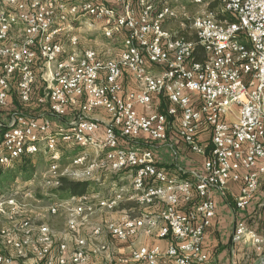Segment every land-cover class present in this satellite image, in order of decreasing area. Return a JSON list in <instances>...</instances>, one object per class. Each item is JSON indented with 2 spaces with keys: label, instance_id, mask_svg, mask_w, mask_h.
Masks as SVG:
<instances>
[{
  "label": "built area",
  "instance_id": "built-area-1",
  "mask_svg": "<svg viewBox=\"0 0 264 264\" xmlns=\"http://www.w3.org/2000/svg\"><path fill=\"white\" fill-rule=\"evenodd\" d=\"M183 1L197 6L191 23L197 40L164 27L179 17L168 1L0 0V109L10 106L16 91L24 108L40 112L37 117L16 109L0 117V165L44 153L54 178L80 180L96 166L131 175L127 192L97 200L91 194L70 198L64 207L72 231L79 217L97 207L113 210L126 199L143 209L163 205L157 213L139 209L94 228L92 238L106 232L131 242L141 234L168 244L134 245L114 264H210L204 241L218 213L214 192H222L230 181L239 183L236 207L244 209L264 174V0H217L222 17L209 9L215 0ZM77 19L102 23L107 37L123 33L120 55L104 58L94 48L75 49L77 36L69 40L71 51L57 41L62 23ZM198 44L204 61L195 60ZM127 71L138 89L124 87ZM38 74L48 82L42 90H37ZM155 95L167 99L164 111H138ZM97 109L109 115L102 136L101 123L93 117ZM69 112L74 113L69 125L54 128L53 119L62 120ZM173 118L179 121L182 142L205 156L203 169L190 179L170 174L155 161V143L165 141L175 149L169 141ZM206 130L211 132L209 153L199 139ZM143 136L151 140L146 148L137 145ZM63 143L101 147L104 155L81 172L77 167L85 155L70 157L65 165ZM3 204L19 205L10 197L0 198ZM61 206L50 207L51 213ZM33 224L25 220L0 229V245L14 253L11 257L0 250V264L24 258H31L29 264H88L86 238H77L71 248L56 240L49 225L41 224L36 232ZM232 241L250 242L264 252V237L243 220L235 223Z\"/></svg>",
  "mask_w": 264,
  "mask_h": 264
},
{
  "label": "crops",
  "instance_id": "crops-1",
  "mask_svg": "<svg viewBox=\"0 0 264 264\" xmlns=\"http://www.w3.org/2000/svg\"><path fill=\"white\" fill-rule=\"evenodd\" d=\"M217 1V0H215ZM219 3V1H217ZM174 8H176L178 11L184 13L187 15L190 13L193 9V7H196L194 4H187V3H181L179 5H172ZM216 9V8H215ZM188 16V15H187ZM100 23V22H99ZM102 24V23H100ZM121 34V36H124L123 33H117V35ZM57 41H58V36H57ZM123 44V43H122ZM122 49H118L117 55L119 56L121 53ZM101 56V55H100ZM105 58V56H102ZM122 82L124 84V87L126 89H138L139 86L136 82V80L131 76V74L127 71L124 72L122 76ZM167 99L164 96H154V99L152 103L149 106L141 107L138 106L137 109L141 113H153V112H161L164 111L167 107ZM34 112L32 114H35L37 117L40 116V112L38 110L33 109ZM76 108L74 107V112ZM94 118H97L100 123H101V130L99 132V136H102L104 131H105V126L109 123V115L107 112H105L102 109H97L95 111V114L93 115ZM74 118V113L69 112V114L62 120L58 119H53V126L54 128L60 127V126H68L69 123L73 120ZM178 119H171V124L169 125V141L174 144V146L178 145L180 147L187 146L185 143L182 142L181 138L178 135ZM200 142L205 144L206 146V140H209V134L207 131H203L200 133L199 136ZM139 146L146 148L151 145V140L147 138V136H143L139 140H137ZM211 143V142H210ZM63 163L66 164V160L70 158L68 155L69 153L73 154L74 150H77L79 148H85L83 146H77L72 148V146H68L67 144L63 143ZM154 155H155V161L157 162V165L161 169H166L170 174L176 175L178 177H183L190 179L192 172L196 170H201L203 169V165L205 162V156L203 155H196L191 157L190 155H186L183 153L180 155L177 154L176 150L171 147V145L168 142L162 141V142H157L154 145ZM188 147V146H187ZM211 145L207 147V153L210 152L211 150ZM101 148V147H98ZM182 150V148H180ZM102 152L103 149L101 148ZM183 151V150H182ZM73 157V156H71ZM49 160V158H48ZM50 162V161H49ZM69 163V161H68ZM97 171V177L98 174L99 178L96 182L91 181L90 179L87 178V180H90L92 182V186L90 188V193L91 196L94 197L95 200L97 199H105L106 195H103L101 193H105L104 187H107L109 185H114L117 187L113 188V191H119L124 189H127L129 191L130 189L132 190V178L131 175L127 172H119L116 173L118 177H114L113 179H109L108 175L105 174V171H109L108 167H101V169H96ZM47 172V171H46ZM125 176V177H124ZM80 179H86V178H80ZM119 184V185H118ZM130 185V186H129ZM129 187V188H128ZM116 189V190H114ZM215 193V199L217 202V209L218 213L217 216L215 217L212 227L207 231L206 236H205V248L206 250L211 253L213 250V253H215L214 259L215 263L213 264H255L254 260H250V262H246L244 259V250L243 246H235L236 243L232 241V235L233 231L235 228V221L236 219L242 220L245 217H250V215L256 210L257 203L264 201V174L261 179V184L259 189L257 190L256 195L253 197L249 205L247 206L246 209H238L236 207V200L240 194V184L236 183L234 181H230V183L227 185V187L221 192H214ZM112 192H109L108 196H112ZM107 196V197H108ZM60 198V197H59ZM109 198V197H108ZM59 200V199H58ZM79 200V197H78ZM75 201L74 204H78L79 201ZM70 201L69 199H64L62 200L60 198L59 202L61 203L62 207L61 208V214L66 217H69V213L67 212V209L64 207V204L68 203ZM134 203L137 205L135 201H128L127 199L123 202H121L118 206H116L112 212H115L117 214L116 217L118 218L119 216L123 215L124 213H128L133 211L132 207H130V204L134 205ZM163 205L161 203H156L151 206L145 207L143 210L148 211L149 213H157L159 210H161ZM60 209V208H59ZM59 211V210H58ZM141 211L138 210L137 213H140ZM253 215V214H252ZM113 218V219H114ZM111 219V220H113ZM110 221V220H109ZM78 227L79 234L73 235L69 234L66 235L65 237L63 235L61 236H56V240L59 243L62 242H68V245L73 248L76 245L77 238L82 237V229H81V217L78 219ZM80 224V225H79ZM232 225V226H231ZM53 227V226H52ZM51 227V230L56 233V231ZM93 232V231H92ZM91 233H86L87 235H84L83 238H86L87 236L90 238L88 241L89 243H86V250L89 253V260L88 264H114L115 260L123 254H128L132 247L135 246H152L159 244L163 248L167 247V242L166 240H161L156 237H145L144 235H138L131 239V242H120L117 240H114L112 242L113 245H107L105 242L102 243V240L104 241L105 239H109L108 237H111L108 233L104 232L102 235H100L98 238H92ZM73 233V232H72ZM63 236V237H62ZM59 238V239H58ZM91 241H96L98 245L92 244ZM238 244V243H237ZM242 244V243H241ZM103 246H105V250H102ZM102 247V248H101ZM264 258V257H263ZM31 261V258H24L20 259V264H29ZM15 264H18L15 261ZM211 264V263H210Z\"/></svg>",
  "mask_w": 264,
  "mask_h": 264
},
{
  "label": "rangeland",
  "instance_id": "rangeland-1",
  "mask_svg": "<svg viewBox=\"0 0 264 264\" xmlns=\"http://www.w3.org/2000/svg\"><path fill=\"white\" fill-rule=\"evenodd\" d=\"M162 1H168L171 5H179L181 3H184L183 0H162ZM221 6L217 5L216 9L221 12ZM198 9L196 7H193L192 11L185 15L184 13L179 11V17L175 20L167 21L164 25L166 29L169 32H172L174 35H179L180 30L185 28L187 26L186 20L189 19L188 26L190 29H188V35L192 36L195 32L191 27L192 23V17L197 14ZM62 31L59 32L58 35V41H62L65 46L71 51L74 49V47L70 46V38L72 36L78 37V42L76 44V48L78 50H84V49H95L99 52L101 56H105V58L110 57H118L117 51L118 49H123V39L124 36L114 35L107 37L104 33L103 25L100 24L98 21L94 20H88V19H77L76 21L68 20L66 22H63L62 25ZM16 31V30H15ZM41 74H38V82H37V90H42L45 85L48 83L46 80H43L41 77ZM15 91V90H14ZM16 91L13 93L10 106L0 109V117H5L11 114L14 110H20L23 108L20 100L16 98ZM26 110H23V112H26L27 114H32L34 110L31 107L24 108ZM35 113V112H34ZM35 115V114H32ZM36 116V115H35ZM209 134V140L207 139L206 142V150L207 147L211 145V132L209 130H206ZM182 148V150L180 149ZM175 150L178 155L180 153L183 155H190L191 157L200 155L203 157V155L192 152L187 146H176ZM82 153L85 155V159L83 161L84 164L79 165L77 169L79 171H83L86 168L90 167L92 163H95L99 160V158L103 157L104 151L102 152L101 148H94V147H85V148H79L77 149V153ZM70 157L74 156L72 153L68 154ZM199 157V156H197ZM35 161L36 163L40 164L36 176L34 179L30 180L29 182L23 181L20 177H18L13 182L9 181V183H6L4 188H0V191L2 194L0 195V198H16L18 201V206L13 207L9 204H3L0 205V229L3 227H12L14 224H20L25 220L33 221V227L36 229L35 231L38 232L37 228L45 223L52 227L55 231L53 232L56 236L63 235L65 237L66 235H69L70 233L73 235L79 234V230L72 231L68 227V219L69 217H66L64 215H60L61 208L57 214H53L50 211V207L53 205L61 204L59 202L60 198L57 195H54L52 192V188L55 186L53 181L51 180L52 176L50 172H48L51 163L48 160V156L44 153H39L35 155ZM69 159L66 160V164L68 163ZM18 162V161H17ZM16 161L13 163L14 166L17 163ZM48 167V168H47ZM47 168V170H46ZM101 169V167H94L92 174L88 175L89 177L84 176L85 178L90 179L93 182H96L99 178L96 176L97 171L96 169ZM47 171V172H46ZM105 174L108 175L109 179H113L114 177H118L116 175V172L112 171H105ZM81 177V178H84ZM125 177V176H124ZM79 178V177H78ZM119 185V184H118ZM130 186V185H129ZM116 188L114 185H109L107 187H104L105 193L103 191V195H106V198L111 197L108 196L109 192H114L113 188ZM129 188V187H128ZM116 190V189H114ZM124 192H127V189H124ZM222 193V192H221ZM108 196V197H107ZM59 199V200H58ZM252 203V202H251ZM248 206V205H247ZM130 207H132L133 211L132 213H137L138 210L143 209V207L130 204ZM247 210V207L244 208ZM243 209V210H244ZM253 214V215H252ZM250 215V217H245L242 220L247 224L250 225L253 229H255L260 235L264 237V201L258 202L256 210ZM70 216V214H69ZM117 214L115 212H112L110 209L106 208H99L97 207L96 210H94L92 213H88L87 215L81 216V229H82V237L84 235H87L86 233H91L95 227L98 225L103 226L105 225L109 220L116 217ZM80 218V217H79ZM239 219H236L235 223ZM78 221H77V227H78ZM80 225V224H79ZM232 226V225H231ZM53 231V230H52ZM73 232V233H72ZM62 236V237H63ZM99 237V236H98ZM109 239L102 240V243L105 242L107 245H113L112 242L116 239L112 237H108ZM59 239V238H58ZM90 238L87 236L86 240L89 243ZM92 244L95 243V245H98L96 241H91ZM87 243V244H88ZM243 246L244 250V259L246 260L245 263L250 262V260H254L255 264H264V252L260 253L256 251L254 246L251 245L250 242H243L236 243L235 246L241 247ZM87 248V246H86ZM0 250L7 253L11 257H14L13 250L10 248L5 247L4 245H0ZM105 250V249H102ZM209 251V250H208ZM210 252V251H209ZM208 252V253H209ZM210 257V263H215V253H213V250L211 253H209ZM16 262L20 264V259H17ZM22 264V263H21Z\"/></svg>",
  "mask_w": 264,
  "mask_h": 264
},
{
  "label": "trees",
  "instance_id": "trees-1",
  "mask_svg": "<svg viewBox=\"0 0 264 264\" xmlns=\"http://www.w3.org/2000/svg\"><path fill=\"white\" fill-rule=\"evenodd\" d=\"M218 5L217 1H211L209 4V9L216 11L217 14H220L219 16L222 17V13L219 12L217 9H215ZM187 26L183 29L180 30V34L177 36H183L186 39L189 40H197V34L196 32L192 35H188V29L190 27L188 26L189 24V19H185ZM206 55L204 53V49L202 45L198 44L195 52V60H200L204 61ZM16 98L18 96L16 95ZM19 99V98H18ZM23 106V104H22ZM24 109V106L21 110ZM73 146L72 148H74ZM73 155L75 157H78L79 155H82V153H77V150L73 151ZM18 161V162H17ZM16 162V165L14 166H5V165H0V188H4L6 183H9V181L13 182L15 181L18 177H20L23 181L29 182L30 180L34 179L37 173V169L40 164L36 163L35 161V155H25L18 159ZM48 168V167H47ZM46 168V170H47ZM51 180L53 183H56V185L52 188V192L54 195H57L60 197L62 200L64 199H69L72 197H80V195L83 194H89L90 193V188L92 186V182L87 179H80V180H75L72 179L68 175H63L59 176L57 178L52 177ZM2 192L0 191V195Z\"/></svg>",
  "mask_w": 264,
  "mask_h": 264
}]
</instances>
